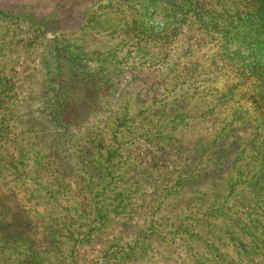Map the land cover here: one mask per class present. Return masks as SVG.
Returning a JSON list of instances; mask_svg holds the SVG:
<instances>
[{"label": "rangeland", "instance_id": "1", "mask_svg": "<svg viewBox=\"0 0 264 264\" xmlns=\"http://www.w3.org/2000/svg\"><path fill=\"white\" fill-rule=\"evenodd\" d=\"M259 2L0 0L1 228L31 262L264 264Z\"/></svg>", "mask_w": 264, "mask_h": 264}, {"label": "trees", "instance_id": "2", "mask_svg": "<svg viewBox=\"0 0 264 264\" xmlns=\"http://www.w3.org/2000/svg\"><path fill=\"white\" fill-rule=\"evenodd\" d=\"M259 1L260 2L258 4L245 3V8L247 9L245 14L248 16L249 15L256 16V18L258 17V19L260 20L259 23L260 28L258 31L264 33V0H259ZM191 7L195 9V6L189 3L188 8L190 9ZM189 12L193 14V16H195L196 14L194 13V10L192 12L190 10ZM207 25H211V22L207 23ZM225 47L226 49H228V46ZM261 57L264 59L263 56ZM260 79L264 80V76H260ZM0 210L2 209L0 208ZM5 216L6 214L3 211H1L0 212V264H34L33 262H31V260L33 259L32 257L25 256L28 255L30 251L25 250V245L27 243V240L23 239V233L15 240L14 238L15 230L9 228L8 230L4 231L1 228ZM18 256L22 257V260H19L17 258Z\"/></svg>", "mask_w": 264, "mask_h": 264}]
</instances>
